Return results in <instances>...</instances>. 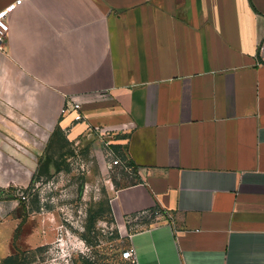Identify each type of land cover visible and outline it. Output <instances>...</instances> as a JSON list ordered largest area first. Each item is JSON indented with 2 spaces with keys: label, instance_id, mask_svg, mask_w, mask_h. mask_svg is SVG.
Wrapping results in <instances>:
<instances>
[{
  "label": "crops",
  "instance_id": "obj_1",
  "mask_svg": "<svg viewBox=\"0 0 264 264\" xmlns=\"http://www.w3.org/2000/svg\"><path fill=\"white\" fill-rule=\"evenodd\" d=\"M9 23L0 264L48 244L37 224L15 245L12 194L56 134L130 163L109 209L137 264H264V0H26Z\"/></svg>",
  "mask_w": 264,
  "mask_h": 264
},
{
  "label": "rangeland",
  "instance_id": "obj_2",
  "mask_svg": "<svg viewBox=\"0 0 264 264\" xmlns=\"http://www.w3.org/2000/svg\"><path fill=\"white\" fill-rule=\"evenodd\" d=\"M109 147L56 134L30 185L12 194L24 204L15 245L37 224L44 235L49 232L46 246L24 256L29 264H130L122 260L128 241L114 224L109 202L115 189L135 180L127 171L130 163ZM117 159L123 164L114 166Z\"/></svg>",
  "mask_w": 264,
  "mask_h": 264
},
{
  "label": "built area",
  "instance_id": "obj_3",
  "mask_svg": "<svg viewBox=\"0 0 264 264\" xmlns=\"http://www.w3.org/2000/svg\"><path fill=\"white\" fill-rule=\"evenodd\" d=\"M26 0H16L15 4H13L8 9L0 10V47L3 45V43L7 40L9 32H10V23H9V16L13 12V10L20 6L23 2ZM82 106L78 100L77 97H71L70 103L67 107L63 109V114H66L68 112H74L76 113L75 121L80 122L83 121V115L81 114ZM100 135H109V133L102 134L99 132ZM107 146H110V142H106ZM123 163L120 160H114L113 165L118 166L122 165ZM130 168L127 167V171H129ZM22 200H25L26 198L24 196L21 197ZM122 260L127 261L130 264H137V255L132 247H128L123 251L122 253Z\"/></svg>",
  "mask_w": 264,
  "mask_h": 264
},
{
  "label": "trees",
  "instance_id": "obj_4",
  "mask_svg": "<svg viewBox=\"0 0 264 264\" xmlns=\"http://www.w3.org/2000/svg\"><path fill=\"white\" fill-rule=\"evenodd\" d=\"M112 146H115V145H112ZM26 254H27V252L16 251V253H14L10 257L6 258L2 262V264H29L26 261V257H24V256H26Z\"/></svg>",
  "mask_w": 264,
  "mask_h": 264
}]
</instances>
